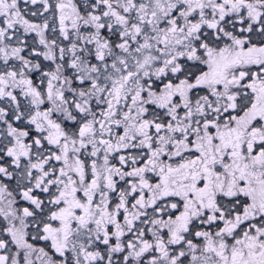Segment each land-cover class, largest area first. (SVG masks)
Here are the masks:
<instances>
[{"label": "snow or ice", "instance_id": "snow-or-ice-1", "mask_svg": "<svg viewBox=\"0 0 264 264\" xmlns=\"http://www.w3.org/2000/svg\"><path fill=\"white\" fill-rule=\"evenodd\" d=\"M0 264H264V0H0Z\"/></svg>", "mask_w": 264, "mask_h": 264}]
</instances>
